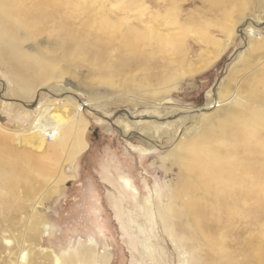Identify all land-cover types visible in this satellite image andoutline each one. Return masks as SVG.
I'll return each mask as SVG.
<instances>
[{
	"label": "rangeland",
	"instance_id": "374dc122",
	"mask_svg": "<svg viewBox=\"0 0 264 264\" xmlns=\"http://www.w3.org/2000/svg\"><path fill=\"white\" fill-rule=\"evenodd\" d=\"M27 1L16 0L22 7L19 23L0 30V173L11 176L0 177V264H66L64 253L76 257L92 247L93 260L100 262L105 246L108 264H158L155 259L159 264H195L196 259L211 264L215 255L221 264H251L246 255H257L264 263V206L254 197L234 219L205 224L215 231L219 246L211 251L205 246L196 254L185 225L191 220L170 219L166 209H159L195 179L181 168L179 151L192 128L209 120L219 124L241 101L255 99L253 94L264 104V0H174L183 9L169 31H162L170 32L176 44L165 47L166 53L172 51L169 56L176 62L186 57L187 64L174 66L170 73L176 77L150 88L139 85V70L112 79L104 71L94 73L96 52L88 42L94 33L89 21L102 24L96 33L104 45L99 53L117 62L115 56L123 55L118 47L126 18L137 17L144 8L138 0H57L64 5L57 21L46 8L26 17L40 0ZM152 1L143 0L156 13ZM167 13L162 14L172 19ZM35 22H40L36 28L29 25ZM112 26L118 30L109 40ZM247 26L258 29L260 39H246ZM208 38L222 46L229 41V47L208 69L190 74L188 65L211 50ZM64 41L72 42L70 53L84 56L68 58L60 46ZM17 43L19 48L10 49ZM20 59L44 62L51 78L43 81L23 70ZM103 64L96 67L105 69ZM20 76L34 85L27 97L21 94ZM36 107L46 111L40 121L33 115ZM56 130L55 142L44 137ZM78 136L86 150L66 162ZM255 148V161H264V152ZM261 167L255 168L256 176Z\"/></svg>",
	"mask_w": 264,
	"mask_h": 264
},
{
	"label": "bare ground",
	"instance_id": "6f19581e",
	"mask_svg": "<svg viewBox=\"0 0 264 264\" xmlns=\"http://www.w3.org/2000/svg\"><path fill=\"white\" fill-rule=\"evenodd\" d=\"M23 1L28 2L27 0ZM137 3V5L141 7L143 6L144 8L142 7L143 10L137 17L126 18V32L121 35V44L118 47V50L121 51L123 55H121V57H118V55L115 56V58L118 60L117 62H108L107 58L104 57V53H99V51H101L100 49H102L99 47H104V45H99L96 33L101 31V29H104V27L102 24L92 23L93 21H89L87 26H93L94 33L93 35H90V41L88 42L90 47L96 52V56L92 58V70H94V73L104 71L107 75H109L110 79L114 78L116 75H119V73L126 76V72L139 70L142 73L141 80L139 81V85H141V87L150 88L152 87L151 84L155 82H157L159 85H163L165 81L171 80L170 76H175L171 75L170 73L174 66L183 67L187 64L186 57H184L179 62L171 60L172 56L170 57L169 53L172 51H167L166 53V48H168L167 46L171 47V44L172 46L174 45V38L170 32L162 33L164 30L169 31V27L176 23V20L182 14L183 6L181 9L180 4H175L174 0H164L162 3H160L158 0H153V5L159 8V10L155 13L148 11L150 8L145 4V2H143V0H138ZM66 7H71L69 5V1L66 2ZM141 7L137 8L142 9ZM45 8L48 10L50 16L54 17V19L56 18L55 21H57V19L60 17V12L62 9H64V5H59L57 0H40L38 5L26 11V17L40 15V10H44ZM21 11L22 7L16 3V0H0V30L7 25L18 24ZM146 11H148V13H146ZM164 12H166L167 15V12H170L173 16L172 19L162 14ZM160 15H163V17L161 18ZM7 16H10L11 19L6 20L5 18ZM72 18L73 16L67 17L66 23L68 26L71 25L70 23ZM39 23L40 22H35L30 23L29 25L36 28ZM136 23L138 26H141L139 27L140 29L134 25ZM116 30L118 29H115L112 26L111 33L107 37L109 40L117 34ZM130 35H133V37H130ZM244 35L246 39L249 40L253 35H256V37L260 39L258 29L256 30L253 26H247ZM94 38H97V41H94ZM257 38L256 40H259ZM7 39L15 41L11 35H8ZM206 39L207 37L205 38L204 42H206ZM92 40L94 42H92ZM213 40L215 39L209 40L208 38V41H211L210 43L212 44L211 50H209L207 53L201 52L199 55H197L198 59L195 62L190 63L187 69L185 68L190 74L202 72L208 69L214 64L216 60L220 58V56H222V54L225 52V49L229 47V41L225 43L224 46H222L220 45L221 42L217 43V40ZM208 41L207 43H209ZM155 44L156 46H154ZM18 46V43L15 44V46L13 44L10 49L15 50ZM60 46L64 52L70 53L73 44L71 41H64ZM174 46H176V44ZM208 46L210 47V45ZM185 47H183V50L184 53H187L185 52L187 51L184 49ZM182 54L183 53L181 52V55ZM72 55H75L76 57L84 56L70 53L68 58ZM156 56L160 57L157 58ZM20 60V65L23 64L21 66L23 70H29L30 72H33L43 81L51 78L50 74L46 72L48 67L43 65L44 62L35 60V62H29L30 60L28 59V61L26 59ZM119 61L120 63L118 70L116 69V65ZM97 63L98 65H102L104 63L105 69L96 67ZM43 67H46V69L43 70ZM115 70L118 71L115 72ZM176 70L179 71L178 69ZM183 72H185V70ZM18 81L20 82V88L22 92L21 94L26 95L27 97L30 94V91L34 88V85L30 82V80L25 79L22 76H20ZM260 84L263 83L261 82ZM257 85H259V83ZM256 96L257 94H253L255 99H252L251 101L247 99L241 101V104L236 107L235 112L226 115L224 120H222L217 125H214L211 123V120H209L212 116L204 114V118L209 120L205 123L206 125L203 127L201 126L202 124H198L199 126L197 125L193 127L188 136L186 135L185 142L184 140L181 142L179 150L182 156H180L181 168L185 169L187 172L194 173L195 179L186 185V189L182 188V190L178 192H173L168 204L162 205L159 202V205L161 204L159 209L161 207L166 209L167 217L172 215V217H178L180 220L183 217L186 218V221H189L187 219L191 220V223H186L185 225L190 235L189 238H191V248H193L195 254L200 253V251H202L203 247L205 246H207L210 251L218 248L215 246L217 245L215 240L216 238L214 237L216 235L215 231L205 226V224H207L209 221L219 224V221L223 217L227 218L228 220L234 219L238 215V211L241 209V206L243 208L248 207L250 202H253L252 197H254L256 200V204L259 206H264L263 167L259 169L260 176H256L254 173L255 168L264 164V161L260 160V162L257 163L255 161L257 160L255 159L256 155H252L255 146L264 152V104H262L263 102L260 100L256 99ZM231 103H233V101ZM33 113V115H35V119L37 118L36 121H40L46 116V111L42 107H36V110L34 109ZM200 126L201 129L199 130ZM44 137H47L50 141L54 140L55 142L57 139V130L54 134L51 131L47 134H44ZM80 137L81 136L77 137L75 150H73V152H69L68 157L65 156L67 159L69 158L66 162H74L76 158L86 150L87 145L84 143V141H82L83 138L80 139ZM30 147L40 151L41 154H46L47 152L45 148H40L39 145H32ZM0 148L4 149L2 146H0ZM5 149L8 148L5 147ZM64 149L65 148L63 146L60 151H64ZM60 151H57L55 154ZM247 158L248 161L246 160ZM8 175L10 176V174L7 172L0 173V177H2L1 179H4V177H7ZM187 181L188 180L183 182L186 183ZM126 185L130 187L128 181H126ZM208 196L211 198L208 199ZM179 201H183V205H180L178 203ZM240 212L241 210L239 213ZM160 216L162 220L165 218L162 210L160 212ZM167 226L169 225L167 224ZM169 233L171 236L175 237L173 232ZM186 235L188 234H185V236ZM89 246L91 247V245ZM106 250L107 246H105V249L101 254L100 262L93 260L94 255H96V250L93 247L87 249L83 248V250L78 251L79 257H74V254L71 251L68 254L64 253L63 257L65 258L68 256L66 259V264H108V261H110L111 257L108 255L109 253L106 252ZM253 256L254 259H252V255L249 258H247L246 255V261L248 262L250 260L251 264H264L257 255ZM23 258L26 259V255H24ZM211 259V264H221L217 255L211 256ZM155 261L159 264V260L157 261L155 259ZM56 264L60 263L56 262ZM195 264H203V261L201 259H196Z\"/></svg>",
	"mask_w": 264,
	"mask_h": 264
}]
</instances>
